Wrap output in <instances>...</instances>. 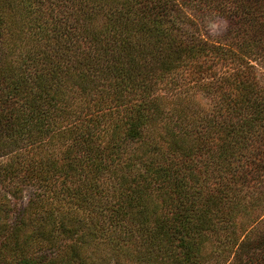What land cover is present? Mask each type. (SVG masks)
<instances>
[{"label": "trees", "instance_id": "1", "mask_svg": "<svg viewBox=\"0 0 264 264\" xmlns=\"http://www.w3.org/2000/svg\"><path fill=\"white\" fill-rule=\"evenodd\" d=\"M214 16L225 43L200 35ZM204 59L218 101L188 115L173 81ZM263 59L264 0H0V203L36 192L13 223L0 209V264H108L88 249L132 244L137 264H264ZM53 182L89 199L87 223L54 211Z\"/></svg>", "mask_w": 264, "mask_h": 264}, {"label": "rangeland", "instance_id": "2", "mask_svg": "<svg viewBox=\"0 0 264 264\" xmlns=\"http://www.w3.org/2000/svg\"><path fill=\"white\" fill-rule=\"evenodd\" d=\"M227 24L224 21V19H222L221 17H208L206 19L203 20V22L200 24L199 28V32L200 35L205 38L208 42H216V43H225L226 39H224L223 35L225 34V30H226ZM205 59L204 60H200L199 63H195L194 65H192L191 68H188L187 70H183L180 71L179 73H184L185 77H179L176 76L175 79L176 81H173V85L174 87L179 90V95L182 101V105L181 107L186 110H188V115H190L191 113H200L201 115H203L202 117H206V116H211L212 114V110L216 104L217 97L215 96L216 94H214L211 91L206 92V89H203L200 85H199V81H202L200 84H209L213 87H215V85H217V83L219 82L217 80V78H219V76L213 75V72L210 70L208 71H202L201 69H198V65H200L201 63V67L202 69L204 67H207L209 65V63H205ZM205 63V64H204ZM256 63V62H255ZM215 63H212L211 65H213ZM257 65H253V72L257 73L256 77L257 80L260 83L264 84V59L261 60L260 62L256 63ZM219 67V65H217L215 67V69ZM221 69V68H220ZM201 78V79H200ZM178 81L181 83H178ZM200 86V87H199ZM172 90V89H171ZM177 92V91H176ZM189 117V116H188ZM191 117V116H190ZM66 141L64 142H56L54 147H53V151H54V157H59L60 152L57 151L60 148V151L63 152L66 148L67 145L69 144V140L68 139H64ZM185 140H190V138L188 139V135L186 136ZM149 140L145 139V142L140 144V143H133V144H126V146L124 147V154L123 156H125L126 154H128V156H130V158H134L136 155L134 153H139L142 151V149L147 148L146 147V143ZM156 143H159L160 145H163L164 143L157 141ZM145 144V145H144ZM166 145L164 144L163 147H165ZM141 148V149H140ZM4 161H7L6 158L3 159V163ZM127 159H125L123 162H126ZM136 163H138L137 161H135ZM3 163H0V165H3ZM124 163H121L120 166H122ZM139 166V164H136ZM201 165H198V167H200ZM136 170L139 172V168L138 167H133V170ZM142 171V170H140ZM107 177H103V180H105ZM67 181H70L73 184V187L75 188L76 185L78 186L79 183L82 184L84 183L85 179L84 177H80L79 181H75V176L73 177V179H67ZM70 183H67L66 185H68ZM50 189H48V191L46 192V196L49 197L51 203L53 204V208L54 211L59 213H64V217L63 220H65V224L69 227H74L77 226L78 223L77 221H75L76 218H79V220L82 223H87V210L85 209L86 206H88L89 204H91V202L89 201V199L85 200V203L83 205V198L86 199V196L84 195H80L77 196L78 200L80 201L79 204H75L74 200H71L67 197L62 198L61 196L55 195L54 196V191L56 189L60 188V185H58V182H53L50 185ZM82 188H85V186L81 185ZM2 183H0V194L2 193ZM150 194H147V200L152 203V207L153 206H157L159 208V210L157 211L158 213L163 212V209L161 210L160 207H162V198L159 196L160 194H157L156 191L152 192V190L148 191ZM22 193V197L20 196V198H18V200L13 199L12 204L11 203H7L5 201H3L4 203H0V209H8V213L6 218V221L13 223L18 215L20 214L21 210L23 207L26 206L27 204V200L29 197L32 196V194L36 193L34 189H32L31 187H25L23 189ZM21 195V194H20ZM35 195V194H34ZM94 206L96 207H101V204H95ZM164 210H167L164 208ZM233 213L234 210H232ZM236 214V213H235ZM251 214H253V212H251ZM250 213L248 214L247 212H245V214H243V212H239L236 215V220H237V224L239 223H243V222H247L250 221ZM68 219L71 221L69 222ZM243 221V222H242ZM69 222V225H68ZM107 223H101V225H106ZM238 230L240 229L239 226H237ZM71 229V228H70ZM32 230V227H27L26 228V232H29ZM102 240H104V238L102 237ZM121 243V242H120ZM91 245H95V242H92ZM133 245V246H132ZM131 246H125L121 248V251H113L114 249H106V250H101L98 249L95 246H92L90 249H88L87 254L88 256L92 257V259H94L97 262L100 263H108V264H137L134 260L133 255L135 254V249H137L135 247V244H132ZM215 247V246H214ZM211 247H208V249H210ZM219 248H217L218 250ZM212 252V251H211ZM138 264H141L140 262ZM205 264H226L225 260H213V257L207 261H205Z\"/></svg>", "mask_w": 264, "mask_h": 264}]
</instances>
